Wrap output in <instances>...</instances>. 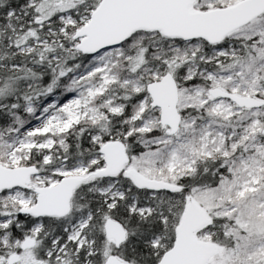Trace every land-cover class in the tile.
<instances>
[{"label": "snow or ice", "instance_id": "snow-or-ice-1", "mask_svg": "<svg viewBox=\"0 0 264 264\" xmlns=\"http://www.w3.org/2000/svg\"><path fill=\"white\" fill-rule=\"evenodd\" d=\"M0 264H264V0H0Z\"/></svg>", "mask_w": 264, "mask_h": 264}]
</instances>
